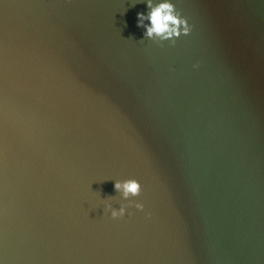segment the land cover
Here are the masks:
<instances>
[{"label":"water","instance_id":"obj_1","mask_svg":"<svg viewBox=\"0 0 264 264\" xmlns=\"http://www.w3.org/2000/svg\"><path fill=\"white\" fill-rule=\"evenodd\" d=\"M172 2L0 0L3 264H264V0Z\"/></svg>","mask_w":264,"mask_h":264},{"label":"clouds","instance_id":"obj_2","mask_svg":"<svg viewBox=\"0 0 264 264\" xmlns=\"http://www.w3.org/2000/svg\"><path fill=\"white\" fill-rule=\"evenodd\" d=\"M147 11H138L136 13V25L143 28V38H148L157 44L167 41L169 44H175L176 38L181 34L187 35L192 25L187 18L181 15L175 7L172 0H144ZM198 63L193 64L196 68ZM112 180L113 189L119 194L121 201L118 206L113 204V196L103 198V211L111 218L123 217L126 213L127 206H132L137 210L145 208L141 200H133L141 192V183L135 177L114 178ZM131 214L130 212L128 213ZM151 215L150 212L145 213ZM3 264V261H0Z\"/></svg>","mask_w":264,"mask_h":264}]
</instances>
